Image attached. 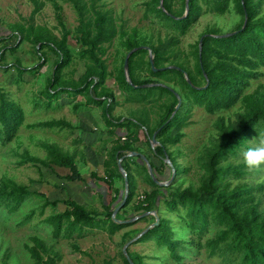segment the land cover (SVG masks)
I'll use <instances>...</instances> for the list:
<instances>
[{
  "label": "trees",
  "instance_id": "trees-1",
  "mask_svg": "<svg viewBox=\"0 0 264 264\" xmlns=\"http://www.w3.org/2000/svg\"><path fill=\"white\" fill-rule=\"evenodd\" d=\"M30 1L32 3L31 17L42 7L43 1ZM61 1L68 2L77 15L78 23L74 28V37L78 47L75 49L66 43L65 29L59 38L53 36L32 38L33 43L38 44L37 48L35 45L32 47L37 59L44 58L43 48L56 56L52 62V70L46 76L44 87L40 92L48 99L47 102L64 91L69 95L83 93L86 98L83 101L85 104L81 103V106L89 103L103 104L102 115L105 124L111 127L108 133L111 134L112 129L118 126L123 127L125 131L124 141L111 143L105 151L102 165L105 173L103 180L107 186L112 185L111 179L114 174L120 176L122 180L119 173L109 171L110 165L116 167V160L121 157L119 162L121 165L124 160L121 167L126 172L127 178L126 197L122 207L126 206L135 187L134 174L130 173V164L133 167H142L145 173L144 181L157 189L150 190L140 200L134 202L133 209L140 210V213L150 211L155 207L153 203L156 195L162 197L167 195L168 199L162 200L167 204L166 211L179 219L180 228L183 231L186 230L192 235L187 239L175 237L170 218L157 214L156 224L135 241H143L155 235L153 238L155 244L158 247L163 246L167 255L175 262L183 258L181 252H188L191 249L197 252L201 248L206 257L215 256L220 264H264V180L252 184L244 179L250 172L259 173L264 167L248 170L239 163L240 152L252 146L249 141L260 133H264V85L247 92L251 80L260 75L259 67L264 66V0H187L185 15H183L184 0H161V5L158 4V0L144 2V15L150 12L162 23H164L163 20H169L171 23L167 27L163 24L169 31L154 44H148L147 48L138 47L128 55L127 76L131 84L123 76L122 64L115 75L118 88L124 93L123 99L126 102L151 104L155 107V122L149 124V119L145 121L150 132L143 135V143L153 156L157 157V154L163 156L164 153L167 155L174 168L175 176L186 168L183 166L179 171L175 167L173 160L168 156V147L176 144L182 137L181 129L186 125L189 108L197 106L206 113L213 114L225 111L240 101L241 107L233 112L231 117L219 115L213 120L214 134L209 136L206 144L200 147L194 158L197 167L201 169L198 186L194 189L188 186L180 188L179 185L170 184L167 187H160L147 174L141 159L139 162L133 160L129 163L128 156L125 157V154L138 150L133 144L139 141L137 129L143 125L127 117H112L111 111L115 104L113 95L108 91L103 92L101 88L107 76V66L102 57L106 51V45L120 32V27L115 24L113 16L108 9L104 8L101 0ZM229 7L239 17L238 22L230 30L234 33L224 37H214L209 34H218V29L215 27L204 29L199 35H202L200 50L198 52V40H196L189 52L193 62L190 67L186 66L185 60L180 57L178 51H175L179 36L186 32L202 10L223 13ZM181 15L183 16L180 17ZM244 15L245 22L242 25ZM18 43L19 41L11 46L0 47V67L4 65L2 59L6 51L8 49L14 51ZM125 44L128 50L142 45L128 41ZM148 51L152 56L154 67L171 64L178 68L166 67L152 71L149 66ZM73 55L82 62V73L75 79L63 78L61 71ZM11 63L19 74L25 72L31 74L41 65L36 63L34 66L24 67L21 66L18 58ZM142 71L147 72L150 78L141 76ZM204 75L207 79L206 85H204ZM156 82L162 85L149 86L157 87L156 94L149 95L151 89L138 98L128 96L126 93L132 89H140L132 85ZM98 88L101 90L98 91ZM169 89H172L180 100L178 108L171 115L176 96ZM158 100L159 103H155ZM182 104H184V110L181 112L179 109ZM74 105L77 107V104ZM21 119L20 107L9 100L6 93L0 89V144L14 137ZM36 125L50 128L69 127L68 122L61 119L45 120ZM152 131H155L154 138L157 142L150 147ZM40 145L45 150L42 157L32 156L24 150L18 163L61 167L67 170V173L63 175L66 180L80 179L74 151L63 150L54 142H41ZM159 162L162 164L161 161ZM231 178H237V180L230 187ZM31 197L40 199L38 214L42 213L46 205H54L56 202L49 201L41 192L30 191L13 183L0 182V208L6 214L16 211L24 200ZM110 200L113 201L115 198L111 197ZM62 202L63 210L49 213L42 218V221L50 226L53 237L68 238L73 234H79L84 228L103 230L111 235L129 224L113 222L115 215L111 219V212L119 202L113 204L111 208L107 205L109 203L106 205L102 203L105 208L102 216L89 211L71 197H66ZM34 211L32 208L29 209L17 224L27 222ZM141 218L143 219L144 216ZM208 232L209 235L202 239L201 237ZM28 239L31 244L24 243L23 248L33 264H56L60 255L55 249L36 236H30ZM125 241L124 236L122 243ZM120 255L124 264H129L123 253L120 252ZM128 258L133 264H143L139 261L140 257H137L139 258L137 262H134L129 254ZM1 264L5 262L2 261Z\"/></svg>",
  "mask_w": 264,
  "mask_h": 264
},
{
  "label": "rangeland",
  "instance_id": "rangeland-1",
  "mask_svg": "<svg viewBox=\"0 0 264 264\" xmlns=\"http://www.w3.org/2000/svg\"><path fill=\"white\" fill-rule=\"evenodd\" d=\"M42 1V7L30 17L32 8L30 0H0V47L11 46L19 41L17 48L14 51L8 49L2 59L4 65L0 67V89L22 111L21 123L16 134L10 141L0 144V182L13 183L30 191L41 192L49 201L54 200L56 202L54 205H46L41 214L37 213L38 205L40 204V199L37 197L24 200L13 213L6 214L0 208V264L2 261L5 264H33L23 248L24 243L31 244L28 239L30 236L42 239L59 253L60 258L56 264H105L106 262L124 264L120 252L123 253L125 258L129 254L134 262H137L139 259L137 257H140L139 261L143 264H220L217 257H206L201 248L197 252L192 249L188 252H181L183 258L179 262H175L167 255V251L163 246L158 247L155 244L153 239L155 235L153 233H151L154 235L153 238L150 236L143 241H135V239L125 245L138 232L152 224L157 218V214L170 218V225L175 232V237L187 239L192 236L186 230L183 231L180 228L178 218L173 217L171 213L166 211L167 204L162 200L168 199L167 195L163 197L156 195L153 203L155 207L150 211H144L148 213L143 215V219L141 218L143 216H141L132 221H127L125 223H129L128 225L111 235L103 230L84 228L79 234H73L68 238L52 236L50 226L44 223L42 218L49 213L63 210L64 204L62 200L66 197H71L76 202L83 204L89 211L101 216L105 213L102 203L105 205L109 203L107 205L111 208L113 204L121 200L124 194V186L123 176L117 165L118 159L116 160V167L111 164L109 171L119 173L122 176V180L120 176L114 174L110 187L103 180L105 173L102 161L105 158V151L111 143L124 141L123 135L125 131L123 127L118 126L112 129L111 134L108 133L111 127L105 124V119L102 115L103 104L94 105L89 103L81 106V103L85 104L83 101L86 98L83 93L69 95L63 91L56 98H51L47 102L48 99L40 92L44 87L46 76L52 70V62L56 56L51 51L43 48L45 52L44 58L37 59L32 47L35 45V48H37L38 44L33 43L32 38L45 36L59 38L63 29H65L67 32L66 43L75 49L78 47L74 37V28L78 23L77 15L71 5L61 0ZM101 1L104 8L108 9L113 16L115 24L120 27V32L106 45V51L102 57L107 66V76L101 88H103V92H111L115 102L111 116L127 117L132 121H139L143 125L137 129L139 141L133 144L138 150L133 151L141 153L147 159V163L156 179L163 183L160 187H167L170 184L172 186L179 185L180 188L186 186L192 189L196 188L199 183L201 169L197 167L194 158L200 147L206 144L209 136L214 134L213 120L219 115L231 117L233 112L241 107L240 101L225 111L213 114L206 113L197 106L189 108L186 125L181 129L183 132L182 137L176 144L168 147V156L173 160L175 167L180 171L184 166L186 170L181 171L177 176H175L174 171L170 177L171 164L165 161L167 155L165 153L163 156L157 154L159 160L151 154V151L143 143V135L148 131L150 132V128L147 123L145 124V121L149 119V124L155 122V107L151 104L126 102L123 99L124 93L118 88L115 75L121 64H123V58L128 51L125 44L127 41L142 44L139 46L146 47L148 44H154L157 39L163 38L169 31L166 27L171 22L163 20L164 23H162L150 12L144 15V2L149 0ZM238 20V15L230 7L223 13L202 10L186 32L179 36L175 51H178L180 57L185 60V65L190 67L193 62L189 54L192 48L191 45L199 39V35L204 29L215 27L218 29V34L227 33L230 32ZM218 34L210 35L216 37L215 35ZM16 58H18L21 66L24 67L34 66L36 63L41 65L31 74L26 72L19 74L16 67L11 63ZM82 70V62L73 55L69 63L62 69V77L75 79L82 73ZM258 70L260 75L256 79L251 80L247 92L264 85V66L259 67ZM140 75L150 78L145 71L140 72ZM123 76L126 79L124 70ZM144 84L162 85L157 82ZM144 84H141L140 89L127 91V95L138 98L147 94L149 89H151V91L149 90L151 92V94L148 93L149 95L158 92L157 87L152 88L149 87L150 85ZM101 88L97 90L100 91ZM180 97L183 98V96ZM184 98H186L185 95ZM155 103H159V100ZM74 104H77V107ZM185 108L187 107L185 106ZM183 110L184 104H182L179 111L182 112ZM51 119L64 120L68 122L69 127L50 128L36 125L38 122ZM41 142H54L63 150L74 151L80 179L66 180L63 175L67 173V170L61 167H44L33 163H18L24 150L32 156L42 157L45 150L40 145ZM156 142V140L154 142L150 141V147H153ZM127 156L129 163L133 160L139 162L138 158L135 157L136 155L125 154V157ZM144 166L145 171L150 176L147 165L144 164ZM135 167L130 164V173L131 175L134 174V192L129 203L124 207H122L123 205L120 206L116 210L115 218L112 219L111 216L113 222L128 220L144 213L133 209L132 204L140 200L145 193L157 189L144 181L145 173L143 168L140 166ZM128 176L131 178L130 175ZM244 179L249 183L256 184L264 180V169L259 173L250 172ZM236 180L237 178H231L229 186H233ZM152 181L154 182L153 179ZM130 182L133 183L132 179H130ZM111 197L115 198V200L111 201ZM31 208L35 210L32 217L27 222L18 225V221ZM125 232L127 233L126 235L123 234ZM123 235L126 241L122 243ZM207 235H209V232L201 238L203 239ZM128 237L130 238L128 239ZM124 245L123 252L122 248ZM126 260L129 263L127 258Z\"/></svg>",
  "mask_w": 264,
  "mask_h": 264
},
{
  "label": "water",
  "instance_id": "water-1",
  "mask_svg": "<svg viewBox=\"0 0 264 264\" xmlns=\"http://www.w3.org/2000/svg\"><path fill=\"white\" fill-rule=\"evenodd\" d=\"M159 5H161V0H159ZM186 12H187V0H184V14H183V15H185ZM183 15H181L180 17H182ZM244 22H245V15H244V18H243L242 25L244 24ZM232 33H234V31L227 32V33H221V34H218V35H215V36H216V37H224V36H227V35L232 34ZM206 35H207V34H206ZM209 35H210V34H209ZM201 38H202V35H201V36L199 37V39H198V52H199V50H200V42H201ZM138 47L147 48L146 46L132 47V48H130V49L125 53V56H124V58H123V64H122V66H123V70H124V73H125V76H126V81H127L129 84H131V83H130V80H129L128 76H127V57H128V55H129L132 51H134V50H135L136 48H138ZM148 61H149V66H150V68H151L152 71H154V70H162V69H164V68H166V67H169V68H178L177 66H174V65L162 66V67H157V68L154 67L153 64H152V56H151V54H150L149 51H148ZM184 76H185V75H184ZM204 78H205V84H204V85H206V84H207V79H206L205 75H204ZM186 80H187V79H186ZM187 81H188V80H187ZM144 85H150V84H144ZM132 86H133V87H140V86H142V85L140 84V85H132ZM169 90H171V91L174 93V91H173L172 89H169ZM174 94L177 96L176 93H174ZM179 103H180V100H179V98H178V96H177V102H176V104H175V106H174V109H173L172 113L178 108ZM172 113H171V114H172ZM154 135H155V131L151 134V141H152V142L155 141V140H154ZM130 154H132V155H138L139 158L141 159V161H143L144 164L147 165V168H148V172H149V174H150V177L154 180V182H155L157 185H161V184H163V183L159 182V181L156 179V177H154L153 172H152V170H151L149 164L147 163V159H146L141 153L136 152V151H130V153H128V154H126V155H130ZM165 158H166V157H165ZM120 159H121V158H118L117 165L119 166L120 171H121L122 176H123L124 194H123L121 200L119 201V203L113 208V210H112V212H111V216H112V217L114 216L116 210H117L120 206H122V204H123V202H124V200H125V197H126L127 178H126V173L123 171V169H122L121 166L119 165V161H120ZM165 161H166V162H169L168 158H166ZM170 167H171V175H170V177H171V176L173 175V173H174V170H173V167H172L171 165H170ZM146 213H148V212H144V213L139 214V215H136V216H134V217H132V218H130V219H128V220L125 219L124 221H120V222L132 221V220H134V219H137V218L143 216V215L146 214ZM156 222H157V218H155V220L152 222V224L146 226L143 230H141L140 232H138L133 238H131L130 240H128L127 243H126L125 245H127V244H129L130 242H132V241H134L135 239H137V238H138L141 234H143L148 228H150V227H152L153 225H155ZM125 245H124L123 248H122V251H123V252H124V247H125ZM125 256H126V255H125ZM126 258L128 259L129 263L132 264V262L130 261V259L128 258V256H126Z\"/></svg>",
  "mask_w": 264,
  "mask_h": 264
},
{
  "label": "clouds",
  "instance_id": "clouds-1",
  "mask_svg": "<svg viewBox=\"0 0 264 264\" xmlns=\"http://www.w3.org/2000/svg\"><path fill=\"white\" fill-rule=\"evenodd\" d=\"M252 144L240 152L239 163L248 170H255L264 166V133L249 141Z\"/></svg>",
  "mask_w": 264,
  "mask_h": 264
},
{
  "label": "flooded vegetation",
  "instance_id": "flooded-vegetation-1",
  "mask_svg": "<svg viewBox=\"0 0 264 264\" xmlns=\"http://www.w3.org/2000/svg\"><path fill=\"white\" fill-rule=\"evenodd\" d=\"M135 157H137V158H138V160L140 159L138 155H136Z\"/></svg>",
  "mask_w": 264,
  "mask_h": 264
}]
</instances>
